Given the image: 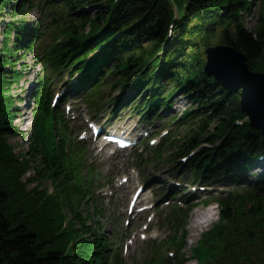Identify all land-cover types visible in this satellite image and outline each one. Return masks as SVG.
Wrapping results in <instances>:
<instances>
[{
	"label": "trees",
	"instance_id": "1",
	"mask_svg": "<svg viewBox=\"0 0 264 264\" xmlns=\"http://www.w3.org/2000/svg\"><path fill=\"white\" fill-rule=\"evenodd\" d=\"M257 1L262 11L256 28L248 30L241 18L252 7L248 0H0V19L2 14L11 19L3 22L2 33L5 39L12 33L17 39L13 48L4 46L8 41L0 43V264H123L108 257L105 245L86 227L90 213L102 214L97 206H88L91 176L100 173L93 168L78 178L79 154L86 153L78 148L73 155L72 140L64 138L68 127L52 108L50 83L64 76L74 86L83 82L82 97L94 114L106 90L115 92L127 83L128 111L135 94H146L142 106L131 112L147 125L162 117L157 116L162 108L175 113L178 93L190 97L196 107L176 125L195 123L199 135L189 149L170 143L160 160L166 161L162 153L172 147L185 151L181 159L203 147L198 157L205 158L194 162V181L204 188L219 180L231 188L227 197L215 199L221 204L222 224L206 237L196 259L202 264H264V133L248 125L241 95L227 92L209 75L208 58L218 44L241 54L251 72L264 73V0ZM31 9L50 15L48 47H41L40 23L21 19ZM20 52L32 54L42 69L35 105L45 119L55 114L62 130L55 141L50 127L36 122L34 149L22 161L5 146V139L17 132L13 122L18 112L9 92L19 80L14 68ZM35 150L41 157L37 171L32 166ZM31 171L33 177L22 179ZM28 184L33 185L29 190ZM189 213L172 208L165 216L172 234L185 233ZM77 240L70 258L68 243ZM158 263V257L149 261Z\"/></svg>",
	"mask_w": 264,
	"mask_h": 264
},
{
	"label": "rangeland",
	"instance_id": "2",
	"mask_svg": "<svg viewBox=\"0 0 264 264\" xmlns=\"http://www.w3.org/2000/svg\"><path fill=\"white\" fill-rule=\"evenodd\" d=\"M248 2L252 7H250L249 11L243 13L241 18L244 27L252 30L256 28V18L262 11L263 6L262 3L259 5L257 0H248ZM38 11V9L28 10L21 16V19L30 25L36 26L40 23L41 27L39 29L42 31L40 40L42 41L43 39L41 47H48L52 43L50 38V28L52 27L50 25V15H41ZM8 21H11V19L7 15L2 14L0 19V43L4 44L5 41H8V44H4V46L13 48L14 42L17 41L14 34L12 33L9 39H5L8 36L5 37V34L2 33L3 22ZM218 46L220 45L217 44L216 47ZM34 52L36 53L37 51ZM20 55L21 52L18 53L21 61L14 68L19 71V80L9 92L13 103L17 107L15 112H18V116L14 118L13 122L17 132L13 137L5 139V146L13 154V158L22 161L26 157L25 154H29L32 150L31 147L34 149L32 138L37 132L35 130L37 127L36 122L43 123V127L49 126V133L55 141L60 139L59 136L62 130L60 131L55 114L46 115L45 119L34 103L36 81L42 75L41 67L34 62L32 54ZM74 76L78 80L80 79V76L78 77L76 74ZM78 80L74 81L78 82ZM70 81L68 76L57 77L56 81L50 83L49 89H51L50 91L53 95L52 108L55 112L62 113L65 126L68 127L69 134L68 136L64 134V138L72 140L71 151L73 155L78 148L86 153L79 154L82 155V159L79 160L82 170L78 178L87 177L90 173L89 169L93 168L99 170L100 173L99 177L91 176L93 186L92 189H89V192L92 193L93 197L88 200V206L91 209L97 206L102 210V214L93 216L90 213L89 219L91 221L86 220V227L91 228L96 234L97 241L105 245L108 251L107 256L111 259L117 257L123 260V264H149V261L154 257H158V264H189L191 260H195L197 264H202L196 259L197 252L204 246L206 237L215 232L222 224L221 220L209 232L201 236H193L190 235L186 228L184 229V234H172L174 231L169 229L171 225L164 218L171 212L170 209L173 207L175 209L177 207L189 209L188 205H186L188 201L191 202L189 205L191 212L193 207H197L200 204L206 205L215 201V199H219V197H227L231 188L229 185L219 184L220 181L217 180L218 183L209 184L201 189L199 183L194 181L192 176L194 173V162L205 158L204 155L198 157L203 147L200 150L189 151L182 156L183 159L180 158V155L185 151L175 150L174 147L162 153V155L166 156V161H161L159 157L160 152L170 143L177 144L179 147L182 146L184 149L191 148L190 144L199 135L196 132V130L199 131V128H197L195 123H193L194 125L183 127L181 124L179 126L176 125L178 120L183 119L189 111H193L196 107L192 99L178 93L177 102L174 105L175 107H173L175 113L171 114L169 113L171 110L168 111L162 108L157 113L158 117L160 115L162 117L155 120L154 124L147 125L148 122L145 123L143 119L134 116V113L131 112L142 106V99L146 94L143 93L142 96V93H140L133 96L129 104L130 111L124 106L129 101V97H126L125 94L127 83L115 92L112 90L107 92L106 90L104 99L97 102V104L101 102L100 110L94 114L87 101L82 97L83 82L80 83L79 81V85L74 86ZM128 93L129 96L133 94V92ZM7 94L8 91H6L5 95ZM123 99L125 101L121 103ZM143 107L146 108L144 104ZM169 114L172 115L171 119L168 118ZM172 118L177 121H173ZM90 120L102 125L103 130L106 131L104 135L116 134V131H119L128 134L130 137H135L139 140L140 148L127 154L118 155L108 149V146L104 148L102 146L104 145L102 144L103 141L98 139L96 143L93 131L89 130L87 122ZM87 133L92 138L88 137ZM167 134H171V136L166 137ZM151 137H154V140L149 142ZM208 146L209 144H207ZM212 147L213 145H210V148ZM103 150L106 151L103 153ZM38 155L39 153L35 150V155L32 156L34 171L39 169L41 157ZM75 159L77 160V158ZM191 161H193V164ZM33 176L34 173L31 171L22 179ZM36 176L38 177L37 174ZM43 176L44 174H40L39 177L42 178ZM126 179V184L129 180H131V183L122 190L123 181ZM250 181L253 183L254 180L251 179ZM137 186L138 188L139 186L147 187L149 191L145 198L153 203L151 204V209L147 212L148 214L145 213L142 217L129 215L134 195L136 194H133V192L137 191ZM32 187L33 185L28 184L26 189L29 190ZM46 187L51 191L50 181L46 183ZM173 192V197L169 200L168 198ZM168 193L171 194L168 196ZM180 195H191V197L186 200ZM168 202L170 203L169 206ZM82 211L86 213L85 205L82 207ZM98 220L102 229L96 226ZM63 227L66 230L67 224ZM154 231L157 233L155 237L152 235ZM81 237H84V235ZM77 242L79 240L74 243H68L67 252L70 258L74 257V248ZM176 242H178L179 246L175 244Z\"/></svg>",
	"mask_w": 264,
	"mask_h": 264
},
{
	"label": "water",
	"instance_id": "3",
	"mask_svg": "<svg viewBox=\"0 0 264 264\" xmlns=\"http://www.w3.org/2000/svg\"><path fill=\"white\" fill-rule=\"evenodd\" d=\"M208 58L209 75L227 92L241 95L250 125L264 133V73L251 72L244 57L232 48H212Z\"/></svg>",
	"mask_w": 264,
	"mask_h": 264
},
{
	"label": "clouds",
	"instance_id": "4",
	"mask_svg": "<svg viewBox=\"0 0 264 264\" xmlns=\"http://www.w3.org/2000/svg\"><path fill=\"white\" fill-rule=\"evenodd\" d=\"M221 219V204L218 201H213L208 204H200L193 207L188 215L185 228L190 235L201 236L209 232L214 225L220 222ZM153 237L157 235L154 231ZM189 264H197L195 260L189 261Z\"/></svg>",
	"mask_w": 264,
	"mask_h": 264
},
{
	"label": "bare ground",
	"instance_id": "5",
	"mask_svg": "<svg viewBox=\"0 0 264 264\" xmlns=\"http://www.w3.org/2000/svg\"><path fill=\"white\" fill-rule=\"evenodd\" d=\"M134 185V184H133ZM135 192V191H134ZM134 192H133V194H134ZM147 194V193H146ZM146 194L144 195V196H146ZM141 200V199H140ZM141 202V201H140Z\"/></svg>",
	"mask_w": 264,
	"mask_h": 264
},
{
	"label": "snow or ice",
	"instance_id": "6",
	"mask_svg": "<svg viewBox=\"0 0 264 264\" xmlns=\"http://www.w3.org/2000/svg\"><path fill=\"white\" fill-rule=\"evenodd\" d=\"M83 138V137H82ZM142 238H144V237H142Z\"/></svg>",
	"mask_w": 264,
	"mask_h": 264
}]
</instances>
